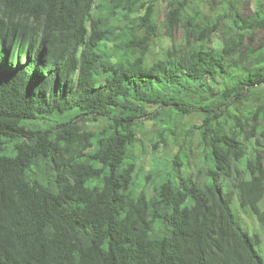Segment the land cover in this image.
<instances>
[{
  "label": "trees",
  "instance_id": "16d2710c",
  "mask_svg": "<svg viewBox=\"0 0 264 264\" xmlns=\"http://www.w3.org/2000/svg\"><path fill=\"white\" fill-rule=\"evenodd\" d=\"M249 1L169 0L159 25L155 0H0V264H264L243 221L264 225V0ZM151 106L199 110L204 153L196 178L179 153L147 192L133 154Z\"/></svg>",
  "mask_w": 264,
  "mask_h": 264
},
{
  "label": "rangeland",
  "instance_id": "374dc122",
  "mask_svg": "<svg viewBox=\"0 0 264 264\" xmlns=\"http://www.w3.org/2000/svg\"><path fill=\"white\" fill-rule=\"evenodd\" d=\"M169 0H155V8L157 12V21L161 25L164 22L165 14L168 11ZM254 5L249 0H243L240 12L242 15H249L254 11ZM216 7L212 4H206L204 6V12L206 15H214ZM210 17V16H209ZM185 30L183 27L179 28L173 34V42L177 47H180L185 41ZM264 38V29L258 30L255 33V41L257 44ZM146 42V36L142 33L140 43ZM151 42V40H149ZM222 43V34H214L208 43L210 47H218ZM171 47V42L167 39H163L159 42L156 41L153 44L152 52L149 56L148 63H153L156 59L164 56L166 49ZM170 108L157 106H151L148 108L152 117L142 119L138 123L137 127V144L134 146L135 157V172L134 180L139 185L138 191L145 189L147 192L152 191V186L155 183H160L164 177L171 170V163L179 155L184 159L189 156L190 169L188 174L196 178L199 172V166L204 151H202L198 145L200 127L203 124V114L199 110L190 109V113L184 115L183 118L175 117L172 111L170 115ZM167 112V115H165ZM157 113H159L157 115ZM165 117L162 122H159L160 117ZM85 129L95 128L98 123L88 119H82ZM176 122V128H175ZM188 132H192V136ZM163 138V141L160 139ZM193 139V143L191 140ZM160 141V142H159ZM260 141L264 145V136L260 137ZM185 148H191V151H184ZM182 150V151H181ZM181 151V152H180ZM131 186H135L134 181ZM262 208L264 209V200L262 202ZM243 221L246 227L252 232H257L263 239V245L259 248V252L264 256V225H262L258 219L254 217H244Z\"/></svg>",
  "mask_w": 264,
  "mask_h": 264
}]
</instances>
